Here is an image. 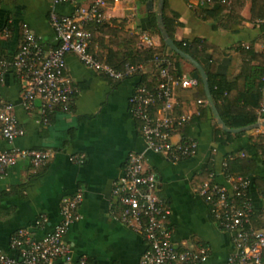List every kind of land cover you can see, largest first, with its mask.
I'll return each mask as SVG.
<instances>
[{
  "label": "crops",
  "instance_id": "0c3cea01",
  "mask_svg": "<svg viewBox=\"0 0 264 264\" xmlns=\"http://www.w3.org/2000/svg\"><path fill=\"white\" fill-rule=\"evenodd\" d=\"M166 1L180 23L174 29L176 40L201 38L216 48L214 62L202 58L204 67L213 74L231 80L239 74L243 61L256 64L242 57L246 47L258 53L264 50L259 40L264 34L258 22L254 24L250 20L251 0H246L241 13L244 21L235 33L220 27L215 29L216 20H202L195 11L196 0ZM92 2L77 0L84 5ZM147 3L148 0L110 2L104 10V26L94 30L93 51L103 56L109 51L129 56L130 50L133 52L143 45V35L151 37L153 46L158 47L161 37L151 24L152 13L157 16L158 0H153L152 9ZM52 10L72 14L74 5L53 6L50 0H0V54L12 58L25 29L35 34L45 49L54 48L57 40L50 23ZM123 33L138 36L137 42L128 43L131 39ZM66 65V74L75 89L66 111L56 108L44 116L38 98L31 108L25 109L22 85L13 69L5 73L0 83V96L13 104L18 124L24 130L22 136L11 142L0 134V151L15 147L51 153L39 168L24 159L1 174L0 250L15 255L10 242L21 228L29 229L35 239L52 231L61 221L62 200L80 191L81 218L70 224L64 235L73 260L85 256L88 264H140L145 240L119 220L118 201L113 194L115 183L124 177L128 155L133 152L144 154L145 168L153 173L157 183L156 194L169 208L172 241L182 248L206 247L208 254L202 264H225L227 257L235 252L232 234L219 228L198 193L210 171L214 173V181L230 188L222 166L229 155L236 159L232 164L233 175H240L242 160L251 162L248 166L252 167L250 198L256 212L254 221L263 228L264 154L256 144L264 127L244 131L225 142L215 141L214 130L220 126L206 95L204 98L201 94L202 90L205 93L203 85L176 86L173 113L188 115L190 119L172 134L171 140L177 143L192 139L197 152L192 157L172 161L148 148L140 123L130 110L129 98L140 75L146 76V82L154 76L152 65H143L139 76L119 81L84 66L73 54L66 56ZM180 66L181 76H192L194 67L188 61L182 59ZM259 121H264V113ZM39 219L42 223L37 228L35 222Z\"/></svg>",
  "mask_w": 264,
  "mask_h": 264
},
{
  "label": "built area",
  "instance_id": "2783aa9c",
  "mask_svg": "<svg viewBox=\"0 0 264 264\" xmlns=\"http://www.w3.org/2000/svg\"><path fill=\"white\" fill-rule=\"evenodd\" d=\"M50 1L53 6L74 5L72 14H59L55 10L50 12L56 46L45 49L39 38L25 29L14 56L11 59L0 57V83L5 73L13 69L22 85L25 109L31 108L33 101L38 98L42 102L44 116L56 108L68 110L75 91L66 74L68 54L75 55L84 66L112 80L119 81L142 73L143 64H126L124 69L116 70L91 52L88 25L102 24L104 10L109 2L119 0H93L90 5L78 4L77 0ZM141 42L145 46L154 44L153 39L146 35L141 37ZM154 60L166 62V59L158 57ZM158 75L159 82L154 87L149 88L144 83L136 86L129 98L131 114L139 121L141 134L150 150L172 161L192 157L197 152L194 140L186 139L177 143L171 140L172 134L188 122L190 116H172L171 111L175 87L190 88L198 82L184 75L174 78L167 68H161ZM263 113L264 102L260 105L258 121ZM0 134L7 142L24 134L16 119L13 104L1 96ZM50 156L48 150L4 149L0 151V176L5 168L19 160L27 159L34 168H39ZM233 159L234 156L229 155L222 165L230 188L214 181V173L210 171L208 180L198 187V193L209 206L219 228L232 234L235 252L227 257L225 264H264V226L257 229L250 221L254 211L251 198L247 195L251 180L242 175L227 173L229 161ZM156 189L153 173L145 168L144 154L130 153L124 177L114 185L113 194L119 206L118 213L114 212L122 223L143 236L146 249L140 264H202L208 254L206 247L182 248L172 241L173 231L168 224L170 211L157 196ZM81 198L80 191L72 197L64 198L61 221L42 237L33 238L29 229L17 230L10 242V249L15 251V255L0 250V264H88L85 256L73 260L64 241L69 225L81 218L78 212ZM41 223L39 219L35 226L38 228Z\"/></svg>",
  "mask_w": 264,
  "mask_h": 264
},
{
  "label": "trees",
  "instance_id": "16d2710c",
  "mask_svg": "<svg viewBox=\"0 0 264 264\" xmlns=\"http://www.w3.org/2000/svg\"><path fill=\"white\" fill-rule=\"evenodd\" d=\"M186 1L189 2L190 0ZM196 2L195 11L197 15L202 20H216L217 24L213 25L215 29L220 27L224 30L235 33L241 28L244 21L241 13L246 0H196ZM189 4L191 7L193 6L191 2ZM152 14L151 24L153 30L160 36L157 16L155 13ZM250 14V20L252 23L257 24L258 22V25L264 34V0H251ZM177 20V14L169 10L167 1L165 0L163 6V22L165 29L175 42L176 46L193 57L205 69L208 75L209 90L212 100L224 123L230 128L243 127L256 123L259 119L258 112L260 105L264 102V50L263 52L258 53L254 52L251 47L244 48L242 50L243 59H248V61L254 60L256 61V64L250 65L251 63H249L248 65L243 61L239 74L231 80L227 79L225 76H217L202 64V58L208 59L211 62L215 61L214 52L216 51V48L201 38H196L191 41L185 39L176 40L174 38V29L177 26H180V23ZM104 24L105 23L103 22L99 25H88L87 28L91 32V46L94 30L102 28ZM122 35L131 39L128 41L130 44H135L137 42L138 36H131L124 33ZM259 40L264 46V35ZM209 50H211V52H208ZM91 52L97 59L107 63L116 70L124 69L126 64H143L144 66L147 64L152 65L154 70L152 80L146 82V76L142 74L140 75V80L138 82V84H146L149 88L154 87L159 82L160 77L158 72L161 68H167L174 78L181 77L180 61L182 59L176 53L168 50L162 39L158 47L138 45L135 51L132 52L130 50L131 55L129 56H119L116 52L112 51H109L106 56H103L102 54L95 53L92 47ZM0 57L4 56L0 54ZM155 57L166 59V62H155ZM191 77L197 80V85H202L199 72L195 68L192 70ZM201 94L205 98L203 90L201 91ZM158 105H160L159 102ZM173 110L174 104L171 115L178 116L174 115ZM241 134L242 132L237 134L228 133L220 127H217L214 130V139L218 142H225L226 140H230L234 136ZM256 146L261 148L264 154V133L258 135ZM235 160L236 159L234 158L229 161L227 168L228 174H233L232 164ZM250 164L251 162L249 160H242L239 172L240 175L249 179H251L250 177L252 174V167L250 168V166H248ZM247 195L250 197V187L247 191ZM255 215L256 212L254 210L250 218L251 224L253 227L260 229V227H257L255 224ZM261 216V222L264 226V213H262Z\"/></svg>",
  "mask_w": 264,
  "mask_h": 264
},
{
  "label": "water",
  "instance_id": "95a60500",
  "mask_svg": "<svg viewBox=\"0 0 264 264\" xmlns=\"http://www.w3.org/2000/svg\"><path fill=\"white\" fill-rule=\"evenodd\" d=\"M164 1L165 0H158V11H157V24L159 26V32H160L161 39L163 40V42H164V44L168 50H171L172 52L179 55V57L181 59L188 61L199 72L200 79H201V82H202V85L204 88V92L206 95L207 103L210 107V110H211L214 118L216 119L217 124L220 126V128L222 130H224L225 132L237 134V133H241L244 131L257 129L259 127H264V121H257L254 124L243 126V127H237V128H230L224 123V121L222 120V118H221V116L217 110V107L215 106V104L212 100L211 93L209 90L208 75H207L205 69L193 57H191L189 54H187L184 51H182L181 49H179L165 29L164 22H163ZM147 6L149 9H152L153 8V0H148Z\"/></svg>",
  "mask_w": 264,
  "mask_h": 264
}]
</instances>
